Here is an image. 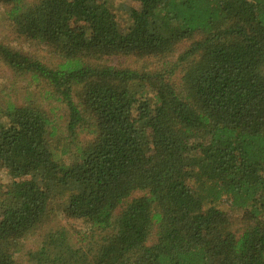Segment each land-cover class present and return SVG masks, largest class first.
Instances as JSON below:
<instances>
[{
    "label": "trees",
    "instance_id": "obj_1",
    "mask_svg": "<svg viewBox=\"0 0 264 264\" xmlns=\"http://www.w3.org/2000/svg\"><path fill=\"white\" fill-rule=\"evenodd\" d=\"M0 6L49 56L0 43V63L66 111L0 98V264L56 216L88 231L45 232L27 264H264V0Z\"/></svg>",
    "mask_w": 264,
    "mask_h": 264
},
{
    "label": "rangeland",
    "instance_id": "obj_2",
    "mask_svg": "<svg viewBox=\"0 0 264 264\" xmlns=\"http://www.w3.org/2000/svg\"><path fill=\"white\" fill-rule=\"evenodd\" d=\"M34 1V0H29ZM132 6L136 7L135 3H132ZM4 10L0 6V43L9 45L10 47H14L18 50H22L25 53L31 54V55H37L41 58L47 57L49 59V56L46 55V51L41 46H36L30 41H26L23 38L18 37L11 25L10 22L6 19L5 14L3 13ZM117 20H120V16L117 17ZM118 25L123 29L124 25L122 21H118ZM190 41L183 42L182 44L178 45V52L184 49ZM171 59V58H170ZM111 64H115L116 66H120V64L123 63V65H128L130 63H133L137 66H139L138 63H136L135 60L130 58H120V57H111L109 58ZM142 63V62H141ZM134 67V66H133ZM175 80H178L177 78ZM46 90H49L42 86H34L30 87L27 84V81L22 78H17L12 75V73L7 69V67L0 63V95L2 99H10L17 104H20L24 101V98L27 97L29 93H32V98L34 99V102L39 104L43 110H45L49 116L53 119L55 122V125L60 127L65 124L66 121V111L65 109L58 104L54 98L47 97L44 92ZM50 96V95H49ZM84 138L82 139V141ZM8 182V176L4 172L3 169L0 167V183H6ZM220 209H224L223 206H219ZM226 215L229 217V220L232 223V230L235 233L241 232V223L239 220V217L241 215L232 214L228 211H226ZM64 227L70 235H72L73 238H75L80 232H87V224L82 222L81 220H69L66 218H63L62 216H56L52 220H49L45 226H43L38 232L32 236L29 240L26 241L24 244V249L22 253L20 254V258L18 261V264H27L24 258V253L35 250L37 246L39 245L41 241L42 235L51 230L56 229L57 227ZM154 238H151L149 240V243L153 242Z\"/></svg>",
    "mask_w": 264,
    "mask_h": 264
}]
</instances>
